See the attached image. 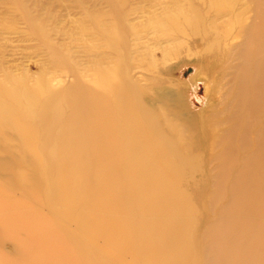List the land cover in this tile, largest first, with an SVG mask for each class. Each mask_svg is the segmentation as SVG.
<instances>
[{
  "label": "bare ground",
  "instance_id": "obj_1",
  "mask_svg": "<svg viewBox=\"0 0 264 264\" xmlns=\"http://www.w3.org/2000/svg\"><path fill=\"white\" fill-rule=\"evenodd\" d=\"M107 2L113 22L99 33L115 61L97 62L86 82L70 49L52 40L39 7L8 0L47 62L73 80L55 87L44 75L30 82L0 68V150L15 142L12 154L0 156V174L13 171L32 199L43 191L48 204L62 205L55 213L79 237L70 241L40 212L22 210L23 201L0 197V214L16 210L0 217V240L17 254L0 249V264H264V0H211L202 7L183 0L149 23L183 40L163 59L181 49L210 59L196 72L216 88L214 105L198 118L208 167L202 173L210 179L200 210L182 187L186 170L199 169V157L181 140L185 120L166 98L167 115L152 112L149 89L130 72L134 62L155 72L158 62L150 50L129 52L126 34L133 29L124 21V1ZM103 18L86 20L97 26ZM52 145L55 160L46 156ZM101 243L116 259L91 251Z\"/></svg>",
  "mask_w": 264,
  "mask_h": 264
},
{
  "label": "rangeland",
  "instance_id": "obj_2",
  "mask_svg": "<svg viewBox=\"0 0 264 264\" xmlns=\"http://www.w3.org/2000/svg\"><path fill=\"white\" fill-rule=\"evenodd\" d=\"M124 1V21L133 32H127L126 40L129 44V52L135 57L144 51H151L157 60L158 70L155 72L146 71L143 65L133 63L130 76L149 90L145 95L148 104H154L153 113L161 118L167 112L162 109L161 103L166 98L168 105L173 107L182 115L187 128L182 134V142L185 148L191 147V153L197 155L196 161L199 169L197 172L186 170L183 182V189L191 194L194 204L200 208V201L203 200L202 192L207 190L210 179L205 161V144L198 142L200 137V126L198 118L204 112L208 113L210 107L214 105L216 91L215 82L212 78H204L202 74H197L199 69L209 66L210 59L187 55L184 50H179L178 56H169L163 59V54L167 50H172L182 44L183 40L178 37L171 38L164 35L157 28H149V23L155 15L162 13L164 9H171L178 4L182 5L183 0H123ZM197 7H202L203 3L211 0H194ZM203 2V3H201ZM27 5L41 12L42 17L47 19V24L52 28L51 38L72 52L76 60L83 66V76L86 82L91 78L90 69L97 63L112 65L114 54L105 46V38L99 32L108 27L113 22L110 6L107 0H26ZM103 13V24L95 26L86 18L88 15ZM216 12H213V16ZM217 15V14H216ZM227 18H219V21H226ZM11 27H3V22L7 21ZM102 24V25H100ZM195 40V39H194ZM195 44L191 48L195 50ZM28 31L26 24L19 15L10 13L8 0H0V68L8 70L14 76H25L30 82H34L40 75L50 82L52 86L64 87L73 80V76L68 71L53 67L51 62H47L42 48ZM92 47L98 49V54L91 51ZM154 77V78H153ZM195 89V90H194ZM201 98H204L202 101ZM164 112V113H163ZM175 120L174 117H171ZM159 126L166 135L168 128L163 119L159 121ZM11 135L13 132L9 131ZM198 143L201 146H198ZM15 142H11L0 150L1 157H7L13 153ZM201 148V149H200ZM46 156L49 160H55L58 156V148L52 145L46 148ZM23 185L17 180L13 171L6 175L0 174V197L7 200H20L25 203L21 209L24 211H38L48 220L51 227L57 232L64 234L70 241H75L79 237L76 226L59 216L65 208L60 204H48L46 194L42 191L38 199H32L24 190ZM18 211V210H17ZM16 210L6 211L2 215H14ZM0 249L8 256L17 257L16 252L9 240H0ZM91 251L98 258L109 257L116 259L111 249L103 244L92 247ZM78 255V252H76ZM198 255V253H197ZM129 260V259H128ZM62 262V260H61ZM59 264H65V263ZM75 264H85L76 262ZM113 264H118L116 260Z\"/></svg>",
  "mask_w": 264,
  "mask_h": 264
}]
</instances>
